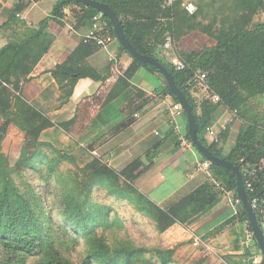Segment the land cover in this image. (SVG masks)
Returning a JSON list of instances; mask_svg holds the SVG:
<instances>
[{"label": "trees", "instance_id": "1", "mask_svg": "<svg viewBox=\"0 0 264 264\" xmlns=\"http://www.w3.org/2000/svg\"><path fill=\"white\" fill-rule=\"evenodd\" d=\"M92 1L109 6L116 14L129 44L139 54L157 60L171 74L192 109L199 142L213 156L223 158L221 148L228 132L226 129L213 141L206 139L205 131L214 121L212 115L223 108L239 116L242 127L231 153L224 159L241 172L251 201H257L258 205L264 203V125L256 119L247 118L243 111L248 99L264 94V22L248 27L252 23V16L263 6L262 0H234L228 9V20L218 30L221 34L215 37V47L200 54L178 53L179 59L185 64L182 70H176L164 57L157 55L165 34L168 31L175 34L180 0H174L168 9L162 7L165 0ZM73 4L84 10V20L91 21L100 15L96 9L84 6L78 0H59L53 7L52 15H58ZM21 9V6H17L14 13ZM182 13L187 14L184 10ZM158 15L163 20H157ZM191 18L194 15L187 21H180L190 22ZM102 19L106 25L104 35L116 37L110 21L103 16ZM47 28L48 19H44L37 30H25L14 35L0 49V141L10 126L23 134V145L14 170L0 171V264H27L29 259H33L34 264H179L173 259L174 251L170 249L132 246L125 241L108 243L102 234L107 227V219L101 213L95 215L86 211L93 189L108 182L111 186L109 196L130 203L136 213L149 219L156 232L162 234L177 222L179 214L197 215L205 210L209 193L217 188H220L219 194L232 192L237 198L235 174L229 169L209 165L211 181H205L170 207L157 206L137 191L133 183L175 140L174 133L170 132L144 158L130 160L120 170L110 169L100 160L93 159L84 169L90 178L84 198L69 195L66 201L64 197L58 206L54 205L51 202L55 192L51 189V174L54 170L49 169L47 175H41L42 171L38 167L41 163L34 159L53 157L51 152L52 155L57 154L50 144L39 141L40 135L52 127L67 133L72 121L55 124L20 96L21 85L27 81L54 41ZM99 49L95 42L82 40L67 60L51 72L62 92L61 100L71 97L79 80H104L86 62ZM121 51L129 55L122 47ZM140 67L143 65L133 58L132 64L123 72V78L107 94L104 103L117 98L129 86L128 81ZM144 67L157 73L152 65ZM197 72L206 75L205 83L209 89L206 95L210 96V102L206 100L200 106L190 94L192 89H199L198 85L192 83ZM166 94L177 103L167 86ZM212 94L219 97L218 103L211 101ZM186 139L190 142L188 134ZM62 159L71 161L64 156ZM143 159L148 162L147 166ZM51 160L57 162L54 158ZM48 164L50 168L51 164ZM253 169L257 170V174L250 192L245 185V173ZM31 173L38 176V186L28 183ZM254 214L261 226L256 210ZM240 219L242 222L248 221L244 210ZM248 229L251 231L249 226ZM81 244L85 249L79 252Z\"/></svg>", "mask_w": 264, "mask_h": 264}, {"label": "crops", "instance_id": "2", "mask_svg": "<svg viewBox=\"0 0 264 264\" xmlns=\"http://www.w3.org/2000/svg\"><path fill=\"white\" fill-rule=\"evenodd\" d=\"M58 1L0 0V49L14 35L25 30H37L44 19H48L47 32L54 39L48 52L21 85L20 96L53 123L72 121V124L67 133L57 127L49 128L41 134L40 140L52 145L58 142L65 148L71 146L69 141L72 140L74 148L81 149L85 157L98 154V158L109 163V168L120 170L128 161L144 158L159 140L173 132L175 140L133 183L136 190L157 206L165 208L172 206L204 181H211L209 167L206 171L198 168V163L203 161L202 156L193 145L188 146L191 142L186 139V115L183 110H172V106L179 103L166 94L167 85L158 73L144 66L138 68L128 81L129 86L117 98L104 103L107 94L123 78V72L133 62L131 56L121 51L117 37L104 35L108 38L105 48H100L86 60L104 80H79L71 97L60 99L62 92L51 72L56 66L62 65L81 44L90 30L92 20H84V10L75 4L56 16L52 15ZM180 2L178 21H187L193 15L190 23L195 19L201 21L200 17L208 13L200 5V0ZM17 6L22 9L15 14ZM182 9L187 14L184 15ZM160 18L158 15L157 20ZM189 37L197 38L192 35ZM190 38L185 37L178 43L184 44ZM165 50L162 52L160 49L157 55L172 65L175 53ZM201 92L206 93L202 89ZM190 94L194 100L198 98L194 89ZM208 128L214 131L213 126ZM205 132L207 140L218 139L215 131V137ZM181 138L187 146L181 145ZM235 143L236 138L222 145V159L229 156ZM142 161L145 166L148 165L144 159ZM232 197L238 203L231 201ZM242 210L241 202L232 192L219 194L214 190L207 197L205 210L197 215H178L177 222L161 234L162 246L173 250V259H180L182 264L255 263L254 256L259 248L254 237L247 233L246 222L240 219ZM195 238L201 241L198 248L192 246Z\"/></svg>", "mask_w": 264, "mask_h": 264}, {"label": "rangeland", "instance_id": "3", "mask_svg": "<svg viewBox=\"0 0 264 264\" xmlns=\"http://www.w3.org/2000/svg\"><path fill=\"white\" fill-rule=\"evenodd\" d=\"M200 1V5H202L204 10L208 12L200 17L202 19L201 21H197V19L192 23L178 21L176 24L173 41L168 51L170 53L174 52L175 57L178 59V53L200 54L202 51L215 47L217 43L215 37L217 34H221L218 30L220 29L221 24L228 20L230 15L228 9L234 2V0ZM262 4L263 6L258 8L256 14L252 16V23H249V28L257 23L264 22V0H262ZM235 13L236 12H234V14ZM191 35L197 36V38H190L189 36ZM185 37L190 39L184 44H179L178 42ZM160 49L163 52V42ZM180 61L184 64L182 60ZM194 92L198 94V98L195 99L198 106L206 100L210 102V96L206 95V93H202L200 87L199 89L194 88ZM246 103L243 111L246 112L247 118L256 119L260 124L264 125V94L255 98H250ZM212 117L214 118L212 126L217 133V138H219L221 132L226 129L228 132L227 140L235 139L237 137L239 130L242 127V122L238 119L239 116L236 113H231L223 108H219ZM1 122L0 119V123ZM39 141L44 144H50L41 141L40 138ZM57 143L58 142L53 145L50 144L57 152V154L54 155H52V152L50 153L53 157L45 156L34 159L35 162L41 163L38 164V167L42 171L41 175H47L49 169L54 170V173L51 174V189L55 192L51 197V202L56 206L61 203L64 197V201H66L69 195L75 197L79 196L80 199L84 198L86 187L90 183L89 174L84 169L93 159H98L109 167V163L107 164L105 160L98 158V154L91 156L90 158H87V156L85 157L81 149L77 150L74 148L75 143L72 140L69 141L71 146L68 145L66 148L63 144L58 145ZM22 145L23 134L13 126H10L0 141V171L9 172L10 170H14L15 163L20 156ZM59 153L60 155L58 156ZM63 156L66 160L68 159L71 161H65L62 159ZM51 158H54L57 162H54ZM1 160H4V162H1ZM48 163L51 164L50 168ZM29 175L31 177L28 183L33 186H38L40 183L38 176L32 173ZM13 178H15V176H13ZM101 185L102 187L97 186L93 189L92 195L88 200L86 211H90L95 215L101 213L102 216L107 219V227L104 228L102 234L108 243L115 244L125 241L132 246H145L147 248L154 247L156 249L167 250V248L162 246L161 234L156 232L149 219L136 213L130 203L126 201H118L112 196H109V189L111 190V186H109L108 182L102 183ZM118 186H116V188ZM216 191H220V188H217ZM56 192L59 194V198H57ZM251 243L254 242L251 241ZM84 249V245L81 244L79 252H82ZM76 252L79 254L78 250ZM260 260L261 254L258 250L256 256H254V262L259 263ZM177 262L182 264L180 259L177 260ZM27 264H34L33 259H29Z\"/></svg>", "mask_w": 264, "mask_h": 264}, {"label": "water", "instance_id": "4", "mask_svg": "<svg viewBox=\"0 0 264 264\" xmlns=\"http://www.w3.org/2000/svg\"><path fill=\"white\" fill-rule=\"evenodd\" d=\"M78 1L84 6L93 7L100 13L101 16L105 17L106 19L110 21L113 31L115 33V36L120 42L121 47L124 48L132 58H134L137 62H139L143 66L149 64L156 68L157 73L164 79L170 92L175 97L177 103H179L181 109L186 115L187 124H188V135H189L191 144L195 147L197 152L206 160V162H208L212 166H220V167L229 169L235 174L236 176V189H235L236 196L244 208L252 235L256 241V244L261 254V260L258 264H264V233L261 227L259 226V223L252 209L251 199L249 198L247 191L245 190V187L243 184V176L241 172L227 160L213 156L210 153V151L199 142L197 138L196 121L192 113V109L187 99L185 98L184 94L175 85V82L171 74L157 60L149 56L139 54L129 44V42L127 41L124 35L123 29L117 20V17L114 11L111 8H109V6L105 4H101L96 1H92V0H78Z\"/></svg>", "mask_w": 264, "mask_h": 264}, {"label": "built area", "instance_id": "5", "mask_svg": "<svg viewBox=\"0 0 264 264\" xmlns=\"http://www.w3.org/2000/svg\"><path fill=\"white\" fill-rule=\"evenodd\" d=\"M172 4H173V0H165L163 2L162 7H163V9H168L172 6ZM105 33H106V28H105V24L102 21V16L98 15L92 19L90 30L87 33V35L84 37L83 40L85 42L93 41V42H95V44L98 47L103 49V48H105L106 42L108 41V38L104 37ZM172 41H173V33L171 31H168L164 36L163 48L166 50L169 49ZM172 65L175 67L176 70H182L185 67L184 64L176 57L174 59H172ZM205 79H206V75L204 73L197 72L192 79V83L198 85L200 87V89H202L203 91L206 92L209 89H208L207 84L205 83ZM211 101L213 103H218L220 101V99L217 95L212 94L211 95ZM172 110L175 112H181L182 111L180 105H178V104L173 105ZM206 131L210 136L215 137V133L211 128H207ZM180 143L182 146H187V144L183 138L180 139ZM188 146L191 147L192 144L190 143ZM208 167H209V163H207L206 161H202L201 163H198V168L201 169L202 171H206V169ZM245 174H246V181H245L246 188L250 192H252V189H253L252 182L255 180L257 170L256 169L249 170ZM231 201H233L234 203H238V200H236L234 198L231 199ZM251 205H252L253 211L256 210L260 216L261 227H262V230L264 232V203H261V205H258L257 201H251ZM245 225H246L247 233L249 235L253 236L252 232L249 231V229H248V226H249L248 222H246ZM200 243H201V241L198 238H195L192 241V246L195 248H198V247H200Z\"/></svg>", "mask_w": 264, "mask_h": 264}]
</instances>
